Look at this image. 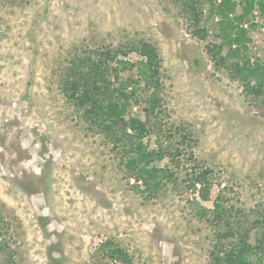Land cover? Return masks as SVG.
Returning a JSON list of instances; mask_svg holds the SVG:
<instances>
[{
    "label": "rangeland",
    "instance_id": "1",
    "mask_svg": "<svg viewBox=\"0 0 264 264\" xmlns=\"http://www.w3.org/2000/svg\"><path fill=\"white\" fill-rule=\"evenodd\" d=\"M183 5L0 0V222L16 264H103L100 245L109 239L132 264H207L216 228L198 217L197 207L211 208L224 187L226 204L244 222L264 211V96L246 94L206 52L222 40L218 14L203 8L207 31L200 38ZM251 19L243 27L252 57L262 61L264 16ZM139 38L161 59L162 123L185 127L195 141L193 158L180 156L181 187L168 184L155 196L127 174L118 149L88 128L57 77L73 53ZM123 58L134 63L140 56ZM140 107L134 104L132 113L143 117ZM145 140L154 147L153 134ZM196 159L212 169L207 201L183 186Z\"/></svg>",
    "mask_w": 264,
    "mask_h": 264
},
{
    "label": "trees",
    "instance_id": "2",
    "mask_svg": "<svg viewBox=\"0 0 264 264\" xmlns=\"http://www.w3.org/2000/svg\"><path fill=\"white\" fill-rule=\"evenodd\" d=\"M181 1L182 10L191 20L193 35L200 38L205 37L207 31L200 23L203 8L207 7L209 15L218 14L217 36L222 40L208 44L206 52L214 65H222L232 72L231 76L238 80L246 94L264 96V60L252 57L249 31L243 27L255 14L264 16V0ZM132 52L140 56L134 63L123 58ZM160 68L161 59L155 46L139 38L114 47H86L80 53H73L57 72L65 100L73 105L88 128L105 136L111 146L118 149L125 158V171L136 182L141 179L142 191L148 196L157 195L168 184L170 189L178 190L181 187L178 173L185 168L180 156L182 152L190 159L194 155L190 148L195 141L185 127L174 123L167 127L162 123ZM124 70L128 74L120 78L119 72ZM111 77L116 79V84ZM139 103L143 117L132 113L134 104ZM151 134L155 137L154 147L145 140ZM163 158L169 159L168 164L162 167L152 164ZM211 172V168L196 159L184 172L183 186L200 200L207 201L212 186ZM223 189L218 190L211 208L202 206L196 211L200 219L209 220L216 228L207 264H264V211L259 208L253 219L244 222L237 216L239 213L232 212L233 205L226 204ZM100 251L107 259L103 264L133 262L127 250L110 239L100 245ZM0 264H16L1 222Z\"/></svg>",
    "mask_w": 264,
    "mask_h": 264
}]
</instances>
